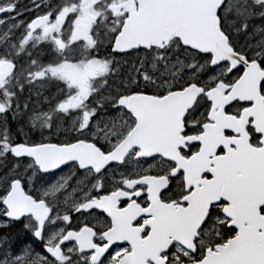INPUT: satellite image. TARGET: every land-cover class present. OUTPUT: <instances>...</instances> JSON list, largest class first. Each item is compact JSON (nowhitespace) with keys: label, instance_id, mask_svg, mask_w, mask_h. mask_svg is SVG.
<instances>
[{"label":"snow or ice","instance_id":"obj_1","mask_svg":"<svg viewBox=\"0 0 264 264\" xmlns=\"http://www.w3.org/2000/svg\"><path fill=\"white\" fill-rule=\"evenodd\" d=\"M0 264H264V0H0Z\"/></svg>","mask_w":264,"mask_h":264}]
</instances>
